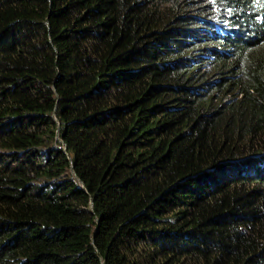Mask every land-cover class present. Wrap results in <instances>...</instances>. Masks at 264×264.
Returning <instances> with one entry per match:
<instances>
[{"label": "trees", "instance_id": "trees-1", "mask_svg": "<svg viewBox=\"0 0 264 264\" xmlns=\"http://www.w3.org/2000/svg\"><path fill=\"white\" fill-rule=\"evenodd\" d=\"M0 264H264V0H0Z\"/></svg>", "mask_w": 264, "mask_h": 264}, {"label": "water", "instance_id": "water-1", "mask_svg": "<svg viewBox=\"0 0 264 264\" xmlns=\"http://www.w3.org/2000/svg\"><path fill=\"white\" fill-rule=\"evenodd\" d=\"M63 149H64V147H63ZM89 206H90V204H89Z\"/></svg>", "mask_w": 264, "mask_h": 264}]
</instances>
